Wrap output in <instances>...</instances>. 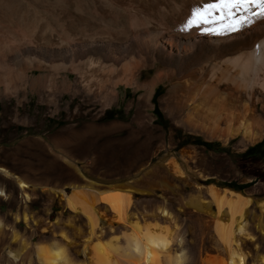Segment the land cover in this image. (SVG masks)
Instances as JSON below:
<instances>
[{
  "label": "rangeland",
  "instance_id": "rangeland-1",
  "mask_svg": "<svg viewBox=\"0 0 264 264\" xmlns=\"http://www.w3.org/2000/svg\"><path fill=\"white\" fill-rule=\"evenodd\" d=\"M18 1L17 3L26 13L28 22L35 23L38 20L42 21L43 18L44 22L49 23V18L45 16L42 10L35 7L29 8L22 0ZM172 1L179 2V0ZM57 5L58 2L55 6L57 7ZM168 5L167 0H126L120 5L121 8L119 9L122 11L119 9L118 11L127 30L132 32L130 16L123 10L124 6L127 8L133 6L143 11L146 16L158 18L170 12L169 8L171 7L168 8ZM87 6H90L92 10L98 8L96 16L99 15V19L105 17L108 19L107 16L104 17L102 10L112 8L110 0H89ZM71 7L68 18L78 24L88 25L84 23L87 20L85 19L87 18L86 15L76 16L73 10L74 5ZM36 11L37 14H35ZM52 13L56 19H64L57 10ZM2 19H4L3 16ZM0 32L4 38L11 36L4 30ZM17 39H21V35H17ZM128 40L127 48L130 54L126 59L129 61L130 57L134 58L135 62L139 61L141 68L127 69L128 71L125 70L123 73L121 61L117 60L120 54L112 47L113 51L111 50L110 53L113 52L114 54L111 56H113L114 61L116 59V63H119V65L115 64L114 66L113 79L118 78L117 76L121 74L119 75L120 80L124 82L129 78L127 80L129 82L119 83L114 97L106 103L102 102L101 94L96 95L92 91L89 92L79 82L80 80L74 81L73 74L63 70L64 67H67V60L58 59L57 61V59H53L51 61L46 58L44 59V63L48 65L46 70L40 72L33 69L36 66L34 59L42 57L40 51H52L54 48V45L48 40L38 44L29 41L22 43L21 41L20 53L23 54L27 50L30 53H24L18 66L11 60L13 54L0 51V56H3V61L7 65L3 73L8 74V81L12 82L9 91L11 94H3L0 87V149L9 153L17 146L21 147L18 164H13L1 157L0 167L3 166L13 175L36 187L27 192L29 199L24 201L18 186L0 176V186L4 187L5 192V197H0V221L3 231L1 232L0 229V264H27V262L35 264L33 257H31L33 256L34 245L48 246L53 241L63 244L62 246L66 251H69H67L69 256L71 255L73 260L79 261L78 248L89 238L85 219L81 216L73 217L70 215L62 203L58 201V198L53 200L40 188H61L69 192L71 191V184L84 185L87 180L96 181L103 185L130 182L140 187L155 185L157 188H155V193L131 194V203L126 208L127 210L125 209V217L128 222L123 224L115 218L112 212L105 209L102 202L97 201L98 207H95L93 212L96 213L93 214L98 213L102 217L97 224L103 227V230L101 233H97L96 237L91 238L92 243L99 241L102 244H107L111 239H116L117 243L123 245V234L130 232L135 221H138L140 225L156 223L162 228L168 230L170 228L168 233L172 234L174 230L170 255L172 253V257L184 250L186 259H188L187 264H200V257L205 253L213 256L224 255L212 216L204 213L195 204L201 201L210 202L204 187L209 185L219 188L232 186L229 188H234L253 199V202L249 203L250 205L248 204L244 210L246 213H244L245 221H247L246 232L244 235L241 234V237H237V240L241 238L240 246L242 249L244 248L243 252L247 254L245 264H262L264 257V213L260 211L254 201L264 199V137L258 143L250 146L240 145V138L232 141L228 146H224L217 142L209 143L190 132L178 131V125L183 121L185 112H180L174 107L169 114L167 102H162V98L168 92L172 98H175L181 93L183 85L181 83L172 85L168 80H163L157 86L148 85V87L146 85V87H141V83H144L146 79L149 81L156 75L155 73H158L157 71H164L168 68L167 62L162 61V59L167 56L169 47L163 44L165 48L163 47L162 52L157 54V61L154 64L148 59L145 52L140 53L139 45L134 42L133 37ZM107 42L104 39L71 40L70 48L73 50L89 49L88 57L99 60L103 58L102 55L106 52L103 54V48L102 50L98 49L103 45L105 46ZM120 44V42H116V44L114 42L113 46H120ZM94 48H97L95 50L98 52L93 50ZM44 56L46 57V54ZM141 60L145 61L147 66ZM132 66L135 67L134 64ZM146 68H151V72L148 77H142L140 74ZM94 70L97 72L96 69ZM55 71L57 75L52 80L54 85L52 91L47 89L39 91L33 88L35 86L33 83L36 84L43 76L50 77ZM131 74L134 76L132 77ZM67 76L69 80L76 83L78 92L75 91L74 94V92L63 93L62 91L59 93L56 89L54 91L60 82L59 80L66 79ZM171 134H175V142H181L179 146L171 148V151L165 149L154 159H151L150 155L148 158L144 157L131 166V158L128 155L129 145L134 144L142 150L144 144H147V151L151 153L159 146L169 148ZM190 148H195L204 153L209 160L207 167L201 169H197L193 162H189L190 171L195 172V176L190 175L187 183L183 185L168 174L159 161L169 160L174 155L177 162L181 164V150ZM74 166L79 168L84 177H80L74 171ZM139 167H147V170L152 169L153 172L146 176L140 174L137 179L135 175ZM203 175L205 176L204 179H202ZM85 177L86 179H84ZM160 181L177 185L178 192L172 193L168 189L159 188ZM188 202H190V206H187ZM158 209H164L165 213L167 212V219L166 216L159 218ZM212 211L215 212V208ZM222 219L223 221L226 220L224 216ZM261 224L263 227H260ZM256 243H258L257 246ZM23 245L28 246L24 247ZM9 251L18 252L17 263L8 261L10 260L7 256ZM26 258L32 259L27 260ZM118 258L123 260L122 257ZM121 262L124 264V261Z\"/></svg>",
  "mask_w": 264,
  "mask_h": 264
},
{
  "label": "bare ground",
  "instance_id": "bare-ground-1",
  "mask_svg": "<svg viewBox=\"0 0 264 264\" xmlns=\"http://www.w3.org/2000/svg\"><path fill=\"white\" fill-rule=\"evenodd\" d=\"M17 1L0 0V31L4 30L11 35L8 38H4V35L0 32V51L2 53H10V55L13 54L11 60L15 65L18 66L20 64L24 53H30L29 50L23 54L20 53L19 47L22 43L29 41L38 44L48 40L54 45V48L52 51H40L42 57L34 59L35 61L33 60L36 63L33 69L40 72L46 70L48 68V65L44 63V59L46 58L51 61L53 59H57V61L58 59L67 60V67H64L63 70L73 74L74 81L78 82L80 80L79 82L89 92L92 91L96 95L101 94L102 102L106 103L114 97L119 83L124 84L129 79L125 80L124 78L125 81H121V78H119L121 74L117 76L118 78L115 77L113 79L114 66L115 64L119 65V63H116V59L114 61L113 56H111L114 54L113 52L110 53L112 47L120 54L117 60L121 61V68L123 69L121 70L124 73L127 69H136L140 64L139 61L135 62L132 57H130L129 61L126 59L130 54L127 48L129 45L127 42L130 37H133L134 42L139 45L140 53L145 52L148 59L154 62V64L157 61V54L162 52L161 49L165 48L163 44H166L169 47V51L162 61L165 60L167 62L168 68L166 67V70L163 69L164 71H157L158 73H155L156 75L154 74L155 76L149 81L146 79L144 83H141V87H146V85L157 86L163 80H168L172 85H176V83L183 85L181 93L175 98L171 97L170 92L162 98V102H167L165 103L167 104L169 114L174 107L180 112H185L183 121L178 125V131L190 132L200 136L209 143L217 142L224 146H228L238 138H240V145L250 146L258 143L264 137V16L253 15V13H259L261 11L260 8L253 7L248 13L241 12L238 14L248 16L251 20V23L240 33L218 37L203 34L202 31L196 29L181 31L191 13V9L198 4L206 2V0H179V2L167 0L169 3L168 8L171 7L169 8L170 12L158 18L146 16L143 11L133 6H128V8L124 6L123 10L130 16L129 20H131L130 26L132 32L127 30L118 11L121 8V3L123 4L126 0H110L112 8L102 10L104 17L107 16L108 19L106 17L99 19V15L98 17L96 16L98 8L94 7L95 9L92 10L90 6H87L89 0H22L29 8L35 7L42 10L45 16L49 18V23L44 22L43 18L42 21L38 20L35 23L28 22L26 13ZM56 2H58L57 7L55 6ZM72 5H74L73 10L76 16L80 14L86 15L84 16L87 17L85 18L87 20L84 23L88 25L78 24L73 22L71 18H68ZM55 10L64 19H56L54 13H52ZM35 14H37V11ZM2 16L4 19H2ZM211 27H216V25H201V29ZM17 35H21V39H17ZM81 39H104L108 41L105 46L103 45V47L98 49L102 50L103 48V54L106 52L102 55L103 58L93 60L88 57L90 53L89 49L73 50L70 48L71 40L80 41ZM114 42L115 44L116 42H120L122 45L113 46ZM257 45H260V51L256 50ZM95 49L97 48L93 50ZM45 54L46 57L44 56ZM60 62L62 61L60 60ZM5 63L3 56H0V87L3 94H11L9 91L12 87V82L8 81L9 75L3 73L7 66ZM133 64L135 67H131ZM145 66H147V63ZM150 72L151 68H146L143 69L140 75L148 77ZM56 75L55 71L48 78L43 76V79L41 78L36 84L33 83L35 85L33 88L39 91H43L44 89L52 91L54 86L52 80H54ZM131 75L132 77L134 76L133 74ZM68 78L67 76L66 79L59 80L60 82H57L58 85H56L54 91L56 89L58 92H74V94L75 91L78 92L75 86L76 83ZM174 136L175 134H171L169 148L159 146V148L151 153L147 151V144H144L142 150H140L139 146L127 144L129 145L128 155L131 158V166L140 159H144V157L148 158L150 155L151 159H154L165 149L171 151V148L179 146L181 142H175ZM20 149L21 147L17 146L9 153L0 149V158L4 157L11 163L18 164L20 160L18 155L19 152L21 153ZM208 160V157L204 153L199 152L195 148H190L181 150V164L177 162L174 155L169 160L159 162L168 174L185 185L189 179L188 177H191L190 175L195 176V172L192 173L190 171L191 168L188 166V163L193 162L197 169H201L207 167ZM147 169V167H139L135 177L138 179L140 174H145L146 176L148 173L153 172L152 169L150 171ZM74 171L80 177H84L78 167L74 166ZM154 174H156L155 171ZM0 176L6 181L14 182L18 186L24 201L29 199L27 192L36 188L34 185H29L20 177L13 175L3 166L0 167ZM202 177V179L205 178L204 175ZM166 181H160L159 188L168 189L172 193L178 192L177 185ZM197 186L201 188L199 185ZM3 188L0 186V197H5ZM155 188V185L140 187L130 182L126 184L103 185L91 180H87L84 185L71 184V191L69 192L61 188H40L53 200L58 198V201L62 203L70 215L73 217L81 216L85 219L89 238L78 248L79 261L73 260L70 257L71 255L69 256L67 253L68 250L66 251L62 246L63 244L59 242L53 241L48 246L36 244L33 247V256H31L35 264H123L121 261H124V264H187L188 259H186L184 250V253L181 252L172 257V253L170 255L174 230L172 234L168 233L167 231H170V228L169 230L162 228L156 223L140 225L138 221H135L132 224L130 232L123 234V245L117 243L116 239H111L107 244H102L99 241L92 243L91 238L96 237L95 235L101 233L103 230V227L97 224L102 217L98 213L94 215L96 212H93L95 207H98L97 201L102 202L105 209L112 212L115 218L123 224L128 222V219L125 217V211L131 203V194L155 193ZM204 188L210 202L205 201L204 203L201 201L195 205L204 213L210 215V217L212 216L224 255L221 254L222 256H219L217 254L213 256L205 253L200 257V264H245L247 254L243 252L244 248L242 249L240 246L241 238L237 240V237H241V234L244 235L246 232L247 221H245L246 217L244 215L246 213L244 210L249 203L253 202V199L249 195H243L242 193L233 192L214 185ZM193 202L192 204L194 205ZM254 203L264 213V199L255 200ZM188 204L187 206L191 205ZM214 208L215 212L212 211ZM201 210L200 212H202ZM157 213L159 218L167 215L164 209H158ZM223 216L226 218L225 221L222 219ZM1 225L0 221V229ZM260 227H263L262 224ZM1 232H3L2 229ZM22 244L25 245V243ZM174 245L176 246V244ZM71 247L73 248L72 245ZM11 251L6 252L8 258H10L8 261L17 263L19 258L18 252ZM256 256L258 255L256 254ZM20 257H22L21 254ZM118 257H122L123 260ZM26 259L31 260L32 258ZM261 263L264 264V257ZM27 264H31V262H27Z\"/></svg>",
  "mask_w": 264,
  "mask_h": 264
},
{
  "label": "snow or ice",
  "instance_id": "snow-or-ice-1",
  "mask_svg": "<svg viewBox=\"0 0 264 264\" xmlns=\"http://www.w3.org/2000/svg\"><path fill=\"white\" fill-rule=\"evenodd\" d=\"M253 7L261 9L259 13L253 15L264 16V0H206L191 9L181 31L196 29L203 34L218 37L238 34L251 23L248 16L238 14L248 13ZM212 24L216 27L201 29V25ZM256 50L260 51V45L256 46Z\"/></svg>",
  "mask_w": 264,
  "mask_h": 264
},
{
  "label": "water",
  "instance_id": "water-1",
  "mask_svg": "<svg viewBox=\"0 0 264 264\" xmlns=\"http://www.w3.org/2000/svg\"><path fill=\"white\" fill-rule=\"evenodd\" d=\"M222 188H224V187H222ZM225 189L230 190V191H233V192L240 193V192L236 191L234 188H229V187H227V188H225Z\"/></svg>",
  "mask_w": 264,
  "mask_h": 264
},
{
  "label": "trees",
  "instance_id": "trees-1",
  "mask_svg": "<svg viewBox=\"0 0 264 264\" xmlns=\"http://www.w3.org/2000/svg\"><path fill=\"white\" fill-rule=\"evenodd\" d=\"M229 187H232V186H229Z\"/></svg>",
  "mask_w": 264,
  "mask_h": 264
}]
</instances>
